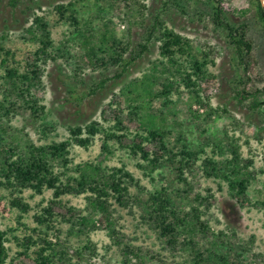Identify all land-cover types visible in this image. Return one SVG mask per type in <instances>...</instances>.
<instances>
[{
  "label": "rangeland",
  "instance_id": "374dc122",
  "mask_svg": "<svg viewBox=\"0 0 264 264\" xmlns=\"http://www.w3.org/2000/svg\"><path fill=\"white\" fill-rule=\"evenodd\" d=\"M71 4L64 17L56 10ZM255 4L256 0H180L179 5L174 0H24L13 8L9 0H0V102L5 96L6 69L24 72L42 47L34 37L35 32L40 38L34 24L37 17L49 24L48 53L53 58L46 64L40 61L43 75L34 91L44 113H34L14 96L11 100L17 106H0V159L11 155L10 147L16 149L15 160L31 145L67 140L71 126L96 124L92 144L71 146L68 167L55 163V172L63 174L66 183L79 176L86 164L101 165L105 173L125 166L138 181L131 188L135 200L129 207L110 201L114 233L105 224L83 233L61 217L73 208L78 215L97 220L87 200L89 193L62 196L56 222L40 227L35 216L50 205L54 191L37 194L26 189L19 195L0 186V226L8 234V264H36L38 247L20 258L22 249L14 238H37L40 233L64 244L65 261L71 264H264V111L250 109L249 100L240 102L237 97L243 90L264 88V28ZM217 9L229 22H246L253 51L244 62L239 61L226 31L216 27ZM156 24L163 25L156 35L165 27L191 41V55L176 56L186 71H192L191 56L208 61L203 79L193 77L194 89L187 88L179 76H163L170 63L160 55V42L155 39L121 78H114L122 71L124 58L146 42ZM108 34L118 43L103 41ZM120 46L128 47V53L117 65L110 59L123 54L115 51ZM167 78L173 83L170 94L163 93ZM257 98L264 101L262 94ZM117 117L123 121V131L116 128ZM153 130L164 132L175 156H169L162 168L144 170L141 166L149 163L134 156L132 147ZM109 134L117 137L107 140ZM184 153L191 154L188 167ZM207 159L221 165L232 162L231 169L224 170L231 174L235 169L247 181L243 198L221 177L207 176ZM162 190L173 201L174 244L147 219L151 195ZM16 196L28 206L27 212L12 206Z\"/></svg>",
  "mask_w": 264,
  "mask_h": 264
},
{
  "label": "trees",
  "instance_id": "16d2710c",
  "mask_svg": "<svg viewBox=\"0 0 264 264\" xmlns=\"http://www.w3.org/2000/svg\"><path fill=\"white\" fill-rule=\"evenodd\" d=\"M23 1L24 0H9V5L16 8ZM30 1L34 2L36 0ZM174 1L179 5L180 0ZM255 5L257 16L264 28V4L262 3V0H256ZM72 7V4L67 7L59 5L56 10L62 17H64ZM72 18L75 19L74 17ZM213 21L216 27L222 28L226 31L230 43L236 49L239 61L244 62L245 57L250 56L253 51L252 43L246 38V22L240 24L229 22L227 17H223V11L220 9H217ZM34 24L37 26L36 28L37 32L40 33V38L35 32L34 37L40 39L42 47L36 52L37 58L28 63V69L24 72H20V70L16 68L6 69V85L3 91L5 96L3 102H0V106H17L18 103L16 105V102L11 100L14 96L17 100H22L23 106H28L34 113L40 115L44 113L45 107L39 106V100L34 96V91L41 84V78L43 75L40 61H43V64H46L49 59H53L48 53V48L51 47L52 41L48 31L49 24L44 21L42 17H37L34 20ZM158 26L161 25L156 24V26L148 32L146 42L138 45V48L134 49V51H131L128 58H124V60L122 59V56L128 53V47L124 48L120 46V49H115L116 52H122L123 54L112 57L110 60L117 65H120L123 60V65L122 71L117 72L114 78H121L133 63L149 51V44L152 39H155V41L160 42V55L170 63V66L166 67L165 72L163 70V76L164 73L170 74V77L179 76L181 77L182 83L187 88L194 89L197 85L195 80H201L205 76L208 61L206 58L199 60L197 57L191 56V58H193L190 62L192 71H186L184 69V64L177 61L176 56H190V52L193 50L191 41L165 27L162 31H159L160 34L156 35ZM108 35H105L103 41L113 40V43H118L114 36L110 34ZM1 48L0 42V49ZM7 54L10 53L7 52ZM2 62L5 64L8 61L7 59H3ZM193 77H195V80ZM149 79L152 80L150 77ZM167 81L166 84H163V93L170 94L173 88V83L168 78ZM105 82L106 81L102 82L98 87L100 89L103 88ZM96 92L97 90L95 89L92 91V94H95ZM260 94L264 95V88L261 90L257 89L255 92H246L243 90L241 93H238L237 97L240 102L249 100L251 104L249 106L250 109L264 111V101H260L257 98ZM116 128L120 129L119 131L125 129L123 121L119 117H117ZM85 131H87V134L84 137L83 134ZM69 133L70 138L59 143L41 147L31 145L27 148V153L18 155L15 160H13V156L16 157L17 155L16 149L10 147L9 153L11 155H8V157L3 160L0 159V186L11 190L12 194L18 193L19 195L26 189H31L37 194H42L46 189L54 191V199L50 202V205L43 208L42 212L35 216V221L40 227H51V225L56 222V209L62 196L69 194L83 195L89 193L87 200L93 210L97 212V220H92V216L78 215L73 208L67 209L66 214H61V217L64 220L66 219L65 221H67V223L71 224L72 229L79 226L77 229L83 233H85V230L101 228L103 224H105L109 233H114L113 222L111 220L110 201L113 200L122 207H129V205L134 203L135 200L131 195V188L132 186L138 185V181L125 166H122L121 168H112L108 173H105L104 170L101 169V165L86 164L80 168L79 176L68 179L66 183L63 182V174L55 172V163L61 162L62 167L67 168L70 162L68 158L70 147L77 145L83 148H88L92 144L93 138L98 133V128L96 124H91L86 128L71 126L69 127ZM116 137L115 134H109L107 140H112ZM2 141L3 140L0 139V146H2ZM145 144L148 146H145ZM105 150L108 149L105 147ZM132 151L134 156L140 157L141 160L149 163L147 167L141 166L144 170H149V167H152L153 170L162 168L164 164L169 161V156H175L173 151L168 147L164 132L159 130H153L147 136H142L140 142L132 147ZM189 155L191 154L184 153L183 160L186 162V167H188V161L186 159ZM231 163L232 162H227V164L221 165V163H217L213 159H207L205 161L206 174L208 177H221L227 181L229 187L237 192L236 196L241 199L245 195L247 181L238 176L240 173L235 169L231 170V174L225 172L224 168H227L228 170L231 169V166L229 165ZM183 171L184 168L180 170L181 173H183ZM147 174L150 173L148 172ZM150 201L152 211L148 214L147 219L151 221L156 228L161 229L166 237H170L169 244H174V238L176 237L174 235L175 230L173 224L170 222L171 216L175 217V213L172 210V199L167 195L165 190H162L153 193L150 197ZM11 204L21 211H28V206L18 196L12 200ZM36 231L39 232L38 230ZM7 235V232L2 230L0 226V264H8L10 257L7 247V243L9 242ZM14 239L18 247L22 249L21 252H18L20 258L27 257L31 248L35 246L38 247V251L36 252V264H71V260L65 261L67 254L65 245L52 242L43 236L42 233H40L37 238H34V235H30L22 239L17 237ZM85 249H88V247H85ZM78 256L82 257L81 252ZM15 264L25 263L18 261ZM74 264L81 263L76 262Z\"/></svg>",
  "mask_w": 264,
  "mask_h": 264
},
{
  "label": "water",
  "instance_id": "95a60500",
  "mask_svg": "<svg viewBox=\"0 0 264 264\" xmlns=\"http://www.w3.org/2000/svg\"><path fill=\"white\" fill-rule=\"evenodd\" d=\"M262 3L264 4V0H262Z\"/></svg>",
  "mask_w": 264,
  "mask_h": 264
}]
</instances>
